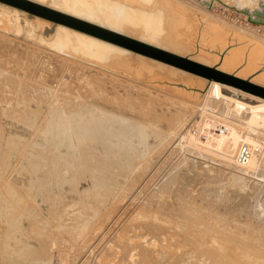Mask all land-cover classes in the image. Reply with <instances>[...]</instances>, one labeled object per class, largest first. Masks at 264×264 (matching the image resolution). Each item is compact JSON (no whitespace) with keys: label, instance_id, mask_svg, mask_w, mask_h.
<instances>
[{"label":"rangeland","instance_id":"1","mask_svg":"<svg viewBox=\"0 0 264 264\" xmlns=\"http://www.w3.org/2000/svg\"><path fill=\"white\" fill-rule=\"evenodd\" d=\"M179 1L264 39L244 8L264 0ZM3 7L0 264H264V130L67 57Z\"/></svg>","mask_w":264,"mask_h":264},{"label":"bare ground","instance_id":"2","mask_svg":"<svg viewBox=\"0 0 264 264\" xmlns=\"http://www.w3.org/2000/svg\"><path fill=\"white\" fill-rule=\"evenodd\" d=\"M57 1L58 4L53 6L40 0H32L55 12H40L34 5L15 0H5L6 5L0 6L13 9L17 16L23 11L28 34H40L44 43L66 55L73 54L72 56L80 59L77 60L91 64V67L96 66L113 76L123 73L130 77L131 80L128 81L138 85L142 83L144 85L139 86L144 89L154 88L172 98L191 102L202 108L205 114L210 115V111L218 110L224 117L264 130L263 37L255 34L254 37L220 18L204 14L205 11L202 13L199 7L196 10L195 6H188L179 0ZM69 6H73L72 11L67 10ZM254 6L249 4L244 8L250 9L252 22L264 25V6ZM206 7L212 6L207 4ZM108 20L114 22L115 27L107 25ZM0 30L16 32V27L4 13L0 14ZM60 32L65 33L61 39L58 37ZM68 34L72 43L65 45ZM80 43L85 44V48H80ZM256 113L258 116L253 123L250 116ZM207 118L209 117L205 116L207 124L203 123L206 129L214 125L208 124ZM114 120L118 123V128H121L118 121L124 119L115 117ZM79 123L92 124L93 120L88 123L82 120ZM140 130L139 128L138 132ZM125 131L121 129L122 133ZM79 132L82 133V130ZM88 134L90 132L80 134V141L84 142L90 137ZM94 134L95 132L91 135ZM134 135L139 136L137 132H133L131 137Z\"/></svg>","mask_w":264,"mask_h":264},{"label":"built area","instance_id":"3","mask_svg":"<svg viewBox=\"0 0 264 264\" xmlns=\"http://www.w3.org/2000/svg\"><path fill=\"white\" fill-rule=\"evenodd\" d=\"M252 156L253 150L251 147L248 144H243L237 155V162L240 166H246L250 162Z\"/></svg>","mask_w":264,"mask_h":264}]
</instances>
